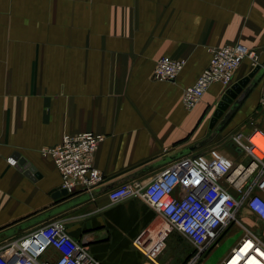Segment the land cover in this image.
<instances>
[{
  "label": "crops",
  "instance_id": "obj_1",
  "mask_svg": "<svg viewBox=\"0 0 264 264\" xmlns=\"http://www.w3.org/2000/svg\"><path fill=\"white\" fill-rule=\"evenodd\" d=\"M237 44L256 51L259 65L242 62L231 84L248 78L240 102L214 132L232 104L210 127L228 87L211 83L191 109L183 89L207 68L212 49ZM161 57L185 62L173 80L152 78ZM262 92L264 0H0V245L60 221L102 264H186L198 254L189 239L140 197L110 201L108 192L147 184L172 161L195 155L199 165L230 166L218 175L229 193L251 187L264 198L256 188L261 162L235 141L239 134L250 145L255 128L264 132ZM88 131L104 135L92 157L103 181L56 195L61 176L40 149ZM20 158L33 168L28 175ZM243 234L240 224L220 231L194 264H220ZM160 236L153 261L134 245L140 238L150 247ZM57 256L48 245L38 260Z\"/></svg>",
  "mask_w": 264,
  "mask_h": 264
},
{
  "label": "built area",
  "instance_id": "obj_2",
  "mask_svg": "<svg viewBox=\"0 0 264 264\" xmlns=\"http://www.w3.org/2000/svg\"><path fill=\"white\" fill-rule=\"evenodd\" d=\"M245 59L253 67L259 65L257 52L243 45L212 49L207 68L193 84L183 89V106L187 109L194 107L213 82L229 87ZM184 63L183 60L161 57L155 63L152 78L173 80ZM259 104L264 109V92L259 97ZM260 136L264 137V132L255 128L248 139L250 145L241 144L239 134L235 136V141L253 155L256 161L261 162L264 171V151L251 140ZM103 139L104 135L97 132L64 133L58 144L43 147L40 153L51 158L61 176V188L67 192L76 189L92 191L103 181L102 173L92 164L93 154ZM254 149H258L262 155L258 156ZM196 157L184 156L172 161L147 184L131 181L112 188L108 192V198L110 201H118L130 196L140 197L189 239L198 248V254L219 236L220 231L232 224H240L244 234L220 264H231L233 261L234 264H249L250 258L264 264V235L257 229L246 226L236 217L245 208L255 222L264 226V198L259 193L252 192L251 187L242 190L238 186L236 196L229 193L219 183L218 175L228 174L231 171L230 166L222 160L199 165ZM8 162L15 163L11 158ZM183 184L190 186L188 191L177 195L176 190ZM256 188H264V177ZM48 245L57 250L58 256L53 260L40 262L38 258ZM134 245L153 261L164 243L160 236L150 247L144 245L140 238L135 240ZM198 254L186 264H194ZM0 264L102 263L85 245L67 233L62 222L54 221L35 232L1 244Z\"/></svg>",
  "mask_w": 264,
  "mask_h": 264
},
{
  "label": "water",
  "instance_id": "obj_3",
  "mask_svg": "<svg viewBox=\"0 0 264 264\" xmlns=\"http://www.w3.org/2000/svg\"><path fill=\"white\" fill-rule=\"evenodd\" d=\"M255 71H256V69H255ZM252 75H250V77H252ZM247 81H248V78H244V79L238 81L237 83L229 86L225 90L220 101L217 103V106H216V109L214 110L212 118L210 119V127L213 126V124L216 122V119L223 113V111L227 108V106L231 103L232 104H231L230 108L227 110V112L224 114L223 118L214 127V132H217V130L223 125V123L225 122L226 118L231 113V111L239 104L241 98H235V97L241 91V88L243 86H245ZM248 89H249V87H247L244 90L242 95H244V93H246L248 91ZM192 149H193V146H190V147L186 148L185 150H183L181 153L184 154L187 151H191ZM19 163L22 164L24 168L28 169V172H26V175H28V173L30 171H32L33 168L23 158L19 159ZM66 193H67V191L65 189L59 188L58 192H56V195L66 194Z\"/></svg>",
  "mask_w": 264,
  "mask_h": 264
},
{
  "label": "bare ground",
  "instance_id": "obj_4",
  "mask_svg": "<svg viewBox=\"0 0 264 264\" xmlns=\"http://www.w3.org/2000/svg\"><path fill=\"white\" fill-rule=\"evenodd\" d=\"M253 142H255L261 149L262 151H264V143H262L261 141H264V137L260 136V137H254L251 139ZM256 140V141H255ZM254 152L258 155L261 156V152L258 149H254ZM236 260V259H235ZM235 261H233L231 264H234ZM249 264H259V262H257L254 258H250L249 259Z\"/></svg>",
  "mask_w": 264,
  "mask_h": 264
},
{
  "label": "rangeland",
  "instance_id": "obj_5",
  "mask_svg": "<svg viewBox=\"0 0 264 264\" xmlns=\"http://www.w3.org/2000/svg\"><path fill=\"white\" fill-rule=\"evenodd\" d=\"M236 217L243 223L245 224L246 226L249 227V224L246 222L244 216H243V211L240 210L237 214H236Z\"/></svg>",
  "mask_w": 264,
  "mask_h": 264
}]
</instances>
